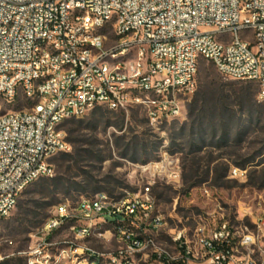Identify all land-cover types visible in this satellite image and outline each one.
<instances>
[{"label": "built area", "instance_id": "1", "mask_svg": "<svg viewBox=\"0 0 264 264\" xmlns=\"http://www.w3.org/2000/svg\"><path fill=\"white\" fill-rule=\"evenodd\" d=\"M203 60L227 79L254 85L264 106V0H0V113L21 97L32 103L0 114V224L30 186L53 176L50 161L71 150L66 122L97 108H140L151 126L170 124L196 92ZM143 168L180 179L167 159ZM153 209L150 187L135 198L98 194L60 205L41 231L50 236L69 225L85 240L108 225L130 250L109 264H134L135 252L155 246L148 234L161 221ZM251 224L199 231L203 263L264 264V215ZM40 249L29 264H69L40 258Z\"/></svg>", "mask_w": 264, "mask_h": 264}, {"label": "rangeland", "instance_id": "2", "mask_svg": "<svg viewBox=\"0 0 264 264\" xmlns=\"http://www.w3.org/2000/svg\"><path fill=\"white\" fill-rule=\"evenodd\" d=\"M250 87L248 100L243 92ZM195 104L199 109L217 108L219 113L223 107L229 110L225 121L217 122L216 133L208 124L203 132L195 127L196 117L190 114ZM31 106V101L21 97L0 114ZM75 121L84 122L83 131L93 136L104 159L75 171L79 177L73 181L85 184L90 180L95 187H105L100 194L115 200L135 198L151 188V216L161 224L148 234L155 246L135 252L134 264H204L199 231L208 235L224 223L251 227L252 218L264 215V108L257 100V88L225 78L206 60L201 62L197 90L186 102L184 115L170 124L151 126L140 108L129 112L97 108L82 119L66 122L61 127L66 139L71 138L69 132L80 128ZM137 141L147 144L148 156L135 155L132 148ZM72 152L71 145L67 153ZM61 158L59 154L50 161L53 176L30 186L17 208L1 222L0 263L29 264L30 254L39 246L40 258L52 263L61 258L71 264L78 258L80 264H91L90 257L81 252L85 249L101 257L97 264H109L110 257L130 252L127 241L108 225L85 240H77L69 225L50 236L42 233L57 207H76L83 199L96 197L87 185L83 195L56 189L52 179L66 172ZM164 159L173 163L179 180L154 177V171L143 170ZM157 250L167 254L159 259Z\"/></svg>", "mask_w": 264, "mask_h": 264}, {"label": "trees", "instance_id": "3", "mask_svg": "<svg viewBox=\"0 0 264 264\" xmlns=\"http://www.w3.org/2000/svg\"><path fill=\"white\" fill-rule=\"evenodd\" d=\"M250 84V83H249ZM252 85V84H250ZM254 86V85H253ZM252 87V86H251ZM251 87L249 90L243 92L244 97L248 100H251L252 92ZM223 107V106H222ZM264 108V106L262 105ZM102 109V108H101ZM109 112L108 109H106ZM229 112L226 108H222V111L219 113L217 108L214 109H205L198 107V104L193 107L191 110V116H195L194 125L195 127H199L201 132L204 131L203 127L208 124V126L213 130V134L217 132V122H224L226 119V114ZM83 121H79L75 126L80 125L79 129H73L69 132L71 136L66 139L72 146V153H62L61 163L62 167H66V172L53 178L52 181L55 183L56 189L64 190L67 193L71 191H75L83 195L87 190L84 188L86 185L88 188L92 189V192L96 195L106 190L105 187H100L97 185L95 187L94 182L88 181L87 183H77L73 181V179L78 178L79 175L74 173L75 171H80L82 168L91 163H101L103 161V157L101 152L97 149V145L93 139V136L90 133L84 132ZM226 133L227 128L223 127ZM135 155H139L142 157L148 156L150 153L148 151L147 144H141L140 141L135 142L134 148H132ZM136 160V158L134 159ZM264 186V185H263ZM0 264H11L9 261H4Z\"/></svg>", "mask_w": 264, "mask_h": 264}]
</instances>
